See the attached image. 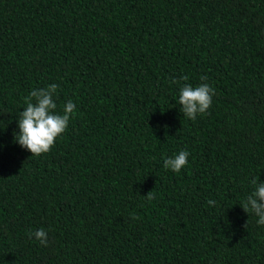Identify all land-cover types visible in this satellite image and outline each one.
I'll use <instances>...</instances> for the list:
<instances>
[{"label": "trees", "instance_id": "1", "mask_svg": "<svg viewBox=\"0 0 264 264\" xmlns=\"http://www.w3.org/2000/svg\"><path fill=\"white\" fill-rule=\"evenodd\" d=\"M53 83L76 112L31 156L18 118ZM0 112V264H264L241 206L264 182V0H0Z\"/></svg>", "mask_w": 264, "mask_h": 264}, {"label": "clouds", "instance_id": "2", "mask_svg": "<svg viewBox=\"0 0 264 264\" xmlns=\"http://www.w3.org/2000/svg\"><path fill=\"white\" fill-rule=\"evenodd\" d=\"M57 88L58 85L53 83L45 88L33 89L25 97L26 107L20 112L19 131L14 133V139L21 147L30 151L31 156L38 157L51 151L56 139L66 131L71 116L76 112V105L68 101L64 105L63 114L56 113L57 104L54 97L57 95ZM214 94L215 90L207 83L196 87L185 84L179 95L181 112L195 121L198 115H203L209 110ZM188 156V151H180L175 157L164 160V168L180 172L188 164ZM250 182L255 185V189L241 206L245 212L251 211L259 217L256 221L258 225H264V182H258L254 178ZM215 203L213 200L208 201L209 205ZM34 236L42 245L49 243L48 232L44 228L36 230Z\"/></svg>", "mask_w": 264, "mask_h": 264}]
</instances>
